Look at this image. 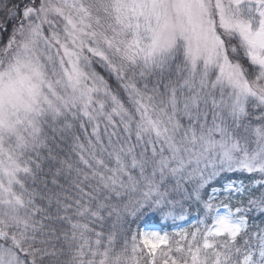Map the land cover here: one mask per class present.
<instances>
[{
  "label": "snow or ice",
  "instance_id": "obj_1",
  "mask_svg": "<svg viewBox=\"0 0 264 264\" xmlns=\"http://www.w3.org/2000/svg\"><path fill=\"white\" fill-rule=\"evenodd\" d=\"M0 264H264V0H0Z\"/></svg>",
  "mask_w": 264,
  "mask_h": 264
},
{
  "label": "trees",
  "instance_id": "obj_2",
  "mask_svg": "<svg viewBox=\"0 0 264 264\" xmlns=\"http://www.w3.org/2000/svg\"><path fill=\"white\" fill-rule=\"evenodd\" d=\"M151 218H154V219H156L158 221V218L157 217H151Z\"/></svg>",
  "mask_w": 264,
  "mask_h": 264
},
{
  "label": "rangeland",
  "instance_id": "obj_3",
  "mask_svg": "<svg viewBox=\"0 0 264 264\" xmlns=\"http://www.w3.org/2000/svg\"><path fill=\"white\" fill-rule=\"evenodd\" d=\"M186 226V225H185Z\"/></svg>",
  "mask_w": 264,
  "mask_h": 264
}]
</instances>
